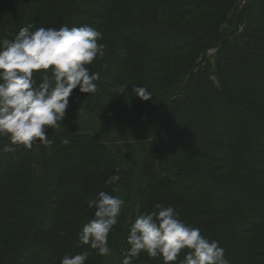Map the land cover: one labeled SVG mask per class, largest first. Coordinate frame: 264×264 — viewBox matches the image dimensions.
<instances>
[{
    "label": "trees",
    "instance_id": "trees-1",
    "mask_svg": "<svg viewBox=\"0 0 264 264\" xmlns=\"http://www.w3.org/2000/svg\"><path fill=\"white\" fill-rule=\"evenodd\" d=\"M194 8L213 10L199 14L211 25L184 23ZM30 23L57 29L87 24L102 33L105 54L87 67L101 76L96 93L103 121H114L107 115L113 110L125 129L156 108L140 132L124 133L155 141L161 173L151 157L146 170L125 180L137 201L118 217L109 247H121L122 258L130 223L158 202L218 241L229 264H264V0H0V40ZM191 45L195 66L198 51H216V84L207 67H198L176 86L172 57ZM34 78L39 82L40 74ZM121 85L128 86L122 94ZM133 86L146 87L152 99L141 101ZM93 95L75 89L70 104L91 106ZM61 123L47 129L50 146L0 152V264H59L64 253L83 251L77 233L93 215L87 200L99 191L116 196L110 180L127 164L121 147L100 141L68 108ZM65 133L78 138L75 148L61 144ZM8 143L0 138V148ZM88 250L86 264H105ZM141 258L161 264L159 257Z\"/></svg>",
    "mask_w": 264,
    "mask_h": 264
},
{
    "label": "clouds",
    "instance_id": "clouds-1",
    "mask_svg": "<svg viewBox=\"0 0 264 264\" xmlns=\"http://www.w3.org/2000/svg\"><path fill=\"white\" fill-rule=\"evenodd\" d=\"M35 29V30H33ZM102 33L85 24L80 27H21L12 39L0 40V138L8 144L0 152L19 147L31 150L34 143L50 146L47 129L62 127L73 90L95 94L99 72L90 73V65L105 54L99 43ZM40 74V81L34 74ZM128 86L121 85L120 94ZM141 101L152 99L144 86L132 87ZM62 145L70 140L62 139ZM124 201L105 191L87 200L92 218L77 233L83 251L66 252L59 264H86L89 248L100 257L110 256L109 234L118 223ZM127 248L120 264H133L141 254L159 257L161 264H176L182 250L187 252L179 264H229L225 249L216 240L205 238L199 228L186 224L176 209L155 203L153 211L137 215L126 236Z\"/></svg>",
    "mask_w": 264,
    "mask_h": 264
},
{
    "label": "rangeland",
    "instance_id": "rangeland-1",
    "mask_svg": "<svg viewBox=\"0 0 264 264\" xmlns=\"http://www.w3.org/2000/svg\"><path fill=\"white\" fill-rule=\"evenodd\" d=\"M44 3L47 2V0H42ZM127 0H114V2L118 3H125ZM18 6V4H17ZM24 6V5H23ZM28 6V4H26ZM16 6L9 12L10 14L14 15V9ZM182 7H180L181 9ZM207 11H213V10H205V9H196L194 8L192 14L189 17H186L183 22L185 23L189 19L192 21L193 24H198L200 26L203 25H211L212 21L207 20L206 18L200 17L199 14L206 13ZM89 19V18H88ZM97 21L106 22L107 18L105 19H96ZM95 21V20H94ZM69 28H72L71 25ZM241 29V27H239ZM100 43V42H99ZM196 45H191L182 51L176 52L172 57V75L174 77V82L177 87H179L180 83H187L189 79V76H191V73H194L198 67L201 69H204L207 67L209 69V74L212 78V81L214 84H216V79L214 76V59H215V53L216 51L212 48L204 49L198 51V55L200 57V61H197L196 64L198 66H195L192 64V59L194 57ZM97 60L95 59L92 64H95ZM193 71V72H192ZM194 75V74H193ZM120 90V87H118ZM180 91V88L178 89ZM99 93L94 94L91 99L89 100V104L91 106H84L82 105L84 102H73L68 105V112H71L72 115L76 118V120L80 121V126L82 127H92L89 129V132L92 135H95L100 141L105 142L109 147L115 148L121 147L122 154H120L121 157H123L127 164L122 166L120 169V172L116 177L110 180V184L115 188L116 196L119 197L124 201L122 212L119 218H124L126 216V212L130 208L131 203L136 204V196L135 193L129 190V184L125 182V180H131L133 179L137 174L139 175L140 171L146 170L148 168V163L145 162L148 158H153V163L158 164L159 173H161L160 168V160L158 159L157 155L159 154L156 143L154 140L150 138V136L142 137L139 132L142 130L140 127L143 126V124L140 125L141 122H147L151 115L155 114L156 108L151 109L148 111H145L142 114V121L138 123L137 125L133 126H127L129 131L132 129L135 132L133 134V137L130 136L127 132L124 133L125 129L121 126V124L118 122L121 118L118 114L114 113L113 110H110L107 112V115H111L114 119V121H103L101 117L97 115V104L99 99ZM98 96V97H97ZM121 99H117L114 105L118 104V101ZM73 101V100H71ZM194 112H196V109H193ZM116 119V120H115ZM131 130V131H132ZM65 138L67 134L65 133L63 135ZM70 143L68 145H64V147L67 148H75L76 144H78V138L69 137ZM59 141V140H58ZM157 161V162H156ZM61 162V161H60ZM63 162V161H62ZM61 162V163H62ZM169 165V164H168ZM167 175H172L173 172L171 169L167 170ZM140 178H144L143 176H139ZM139 178V179H140ZM138 179V180H139ZM30 185V183H29ZM136 185V184H134ZM145 182L142 181L141 186H144ZM140 186V187H141ZM132 205V207H133ZM139 209H141V203L139 204ZM180 219H183V217H179ZM111 248V247H110ZM121 247L111 248L112 253L110 256L104 257L105 264H120V261L122 260L118 250ZM146 258H140L138 260H135L133 264H145ZM161 263V262H160Z\"/></svg>",
    "mask_w": 264,
    "mask_h": 264
}]
</instances>
